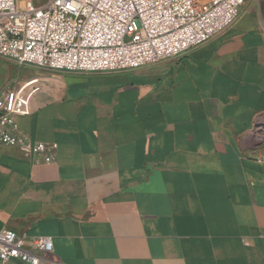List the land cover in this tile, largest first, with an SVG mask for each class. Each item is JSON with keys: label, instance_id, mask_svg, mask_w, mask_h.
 Here are the masks:
<instances>
[{"label": "crops", "instance_id": "obj_1", "mask_svg": "<svg viewBox=\"0 0 264 264\" xmlns=\"http://www.w3.org/2000/svg\"><path fill=\"white\" fill-rule=\"evenodd\" d=\"M18 66L22 135L56 149L0 144V231L51 237L43 264H264V0L138 70Z\"/></svg>", "mask_w": 264, "mask_h": 264}, {"label": "built area", "instance_id": "obj_2", "mask_svg": "<svg viewBox=\"0 0 264 264\" xmlns=\"http://www.w3.org/2000/svg\"><path fill=\"white\" fill-rule=\"evenodd\" d=\"M248 0H0V56L18 65L66 72L138 70L179 58L204 45L240 17ZM18 93L0 91V144L17 147L45 163L44 144L24 138ZM0 231V264H43L51 237Z\"/></svg>", "mask_w": 264, "mask_h": 264}, {"label": "rangeland", "instance_id": "obj_3", "mask_svg": "<svg viewBox=\"0 0 264 264\" xmlns=\"http://www.w3.org/2000/svg\"><path fill=\"white\" fill-rule=\"evenodd\" d=\"M43 0H33L35 5H40ZM19 77V66L16 62H12L0 56V91L13 78Z\"/></svg>", "mask_w": 264, "mask_h": 264}]
</instances>
